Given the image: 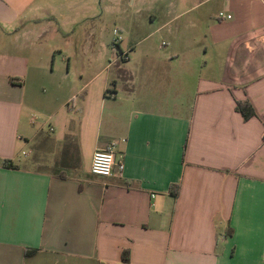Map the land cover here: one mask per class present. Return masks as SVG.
<instances>
[{
    "label": "crops",
    "instance_id": "1",
    "mask_svg": "<svg viewBox=\"0 0 264 264\" xmlns=\"http://www.w3.org/2000/svg\"><path fill=\"white\" fill-rule=\"evenodd\" d=\"M0 264H264V0H0Z\"/></svg>",
    "mask_w": 264,
    "mask_h": 264
},
{
    "label": "built area",
    "instance_id": "2",
    "mask_svg": "<svg viewBox=\"0 0 264 264\" xmlns=\"http://www.w3.org/2000/svg\"><path fill=\"white\" fill-rule=\"evenodd\" d=\"M219 20L226 21L231 20L232 15L226 14L225 12H220L218 15ZM114 41H113V47L119 48V43L121 40L120 32L118 29L114 30ZM166 43H163V46H165ZM126 55H120L118 56V59L125 58ZM26 156L27 154L24 153ZM115 169L118 170V173L122 175L124 171V164L122 161L116 160V154L114 153V147L107 149V150H98L94 153L91 163L90 172L93 175L96 176H102V177H110L114 174Z\"/></svg>",
    "mask_w": 264,
    "mask_h": 264
},
{
    "label": "rangeland",
    "instance_id": "3",
    "mask_svg": "<svg viewBox=\"0 0 264 264\" xmlns=\"http://www.w3.org/2000/svg\"><path fill=\"white\" fill-rule=\"evenodd\" d=\"M207 7V6H206ZM206 7L205 6H203L202 8H199L196 12H194V14H193V17L194 18H196V16H198L199 14H200V12H204V10H206ZM115 30V29H114ZM202 30V28H197V29H194L193 31H192V33L194 34V35H198L199 34V32ZM115 38V37H114ZM161 41V39H159V36H155V37H152L150 40H149V42H155V43H158V42H160ZM112 43H113V41L111 42V43H109V45H108V47H110V48H112V50L111 51H109V55H108V57H109V59H116L118 56H120L121 55V51L118 49V48H115V47H113V45H112ZM109 49V48H108ZM78 62L80 63V64H82L84 61L82 60V59H80V60H78ZM61 151H62V149L61 148H58L57 149V154H56V161H57V163L59 162L60 163V161H61ZM24 158H25V156H23L22 155V158H21V161H24ZM47 158V159H46ZM54 158V157H53ZM33 159V158H32ZM32 159H30V161H32ZM36 159H37V157H36ZM38 160V159H37ZM52 159H49V161H51ZM48 161V156H45L44 158H42V160L40 161V165L38 166V168L39 169H46V170H49V172H54V170H55V167H56V165L55 164H53V161H52V163L51 162H49Z\"/></svg>",
    "mask_w": 264,
    "mask_h": 264
},
{
    "label": "trees",
    "instance_id": "4",
    "mask_svg": "<svg viewBox=\"0 0 264 264\" xmlns=\"http://www.w3.org/2000/svg\"><path fill=\"white\" fill-rule=\"evenodd\" d=\"M113 44V43H112ZM116 83L114 82L113 85H115ZM111 93H115V91H110ZM237 111L240 112L244 118L246 120L250 119L251 117H253L255 115V111L253 110V108L251 107L250 103L245 101V102H238L237 103V107H236ZM10 164V163H8ZM16 167V166H14ZM72 173H75V171H70L69 169H66V170H57L55 172V175L59 176V177H63V178H66L68 177L70 174ZM177 189L174 191V195L175 196H178L179 195V186L176 187ZM37 251L33 250V251H28L26 253V256H32L36 253ZM130 260V256H129V251H126L124 254H123V261L124 262H129Z\"/></svg>",
    "mask_w": 264,
    "mask_h": 264
}]
</instances>
